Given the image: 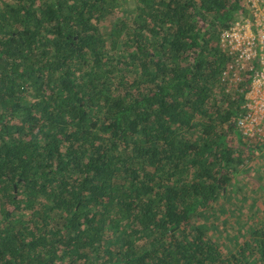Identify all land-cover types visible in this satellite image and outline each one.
<instances>
[{
	"label": "trees",
	"instance_id": "obj_1",
	"mask_svg": "<svg viewBox=\"0 0 264 264\" xmlns=\"http://www.w3.org/2000/svg\"><path fill=\"white\" fill-rule=\"evenodd\" d=\"M244 0H0V264H264V147L235 128Z\"/></svg>",
	"mask_w": 264,
	"mask_h": 264
},
{
	"label": "built area",
	"instance_id": "obj_2",
	"mask_svg": "<svg viewBox=\"0 0 264 264\" xmlns=\"http://www.w3.org/2000/svg\"><path fill=\"white\" fill-rule=\"evenodd\" d=\"M244 9L219 35V47L229 57L221 87L233 99L243 96L237 132L264 147V0H244Z\"/></svg>",
	"mask_w": 264,
	"mask_h": 264
}]
</instances>
